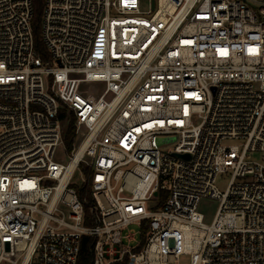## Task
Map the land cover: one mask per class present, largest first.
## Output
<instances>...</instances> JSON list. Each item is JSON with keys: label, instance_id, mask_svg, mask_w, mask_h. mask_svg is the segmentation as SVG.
Segmentation results:
<instances>
[{"label": "built area", "instance_id": "2783aa9c", "mask_svg": "<svg viewBox=\"0 0 264 264\" xmlns=\"http://www.w3.org/2000/svg\"><path fill=\"white\" fill-rule=\"evenodd\" d=\"M33 15L0 0V264H264V0H45L46 60Z\"/></svg>", "mask_w": 264, "mask_h": 264}, {"label": "trees", "instance_id": "16d2710c", "mask_svg": "<svg viewBox=\"0 0 264 264\" xmlns=\"http://www.w3.org/2000/svg\"><path fill=\"white\" fill-rule=\"evenodd\" d=\"M44 4L45 0H33V7H34V15L32 20L33 25V32H34V40H35V48L39 55L43 59H48L49 54L47 48L43 42L42 34H41V24L43 20V13H44ZM59 117L64 122V144L66 147V151L71 153L74 148L75 143V126H74V117L73 114L69 113L67 109L62 106L59 110ZM87 175H89V169H85ZM79 196L82 200H87L85 203L86 212L91 205V193L88 186H83L78 189ZM149 229V221L146 220L142 223L141 227V242L142 244L145 243L147 231ZM93 243V239L89 236H84L82 239L81 250L79 253L78 264H92V254L90 251V247Z\"/></svg>", "mask_w": 264, "mask_h": 264}, {"label": "rangeland", "instance_id": "374dc122", "mask_svg": "<svg viewBox=\"0 0 264 264\" xmlns=\"http://www.w3.org/2000/svg\"><path fill=\"white\" fill-rule=\"evenodd\" d=\"M95 85V84H94ZM97 85V84H96ZM258 156V154H256ZM68 154L65 151L64 147H61L56 155L57 161L67 162L68 161ZM230 173L227 174H220L217 177L216 180V186L219 190L224 191L230 181ZM83 182V176L81 175V171L77 170L75 172L74 178H73V186L77 189H79L82 186ZM155 203V200L149 202V209L150 207ZM219 202L212 198H204L201 200L199 204V211L204 215V221L207 224H210L216 214V211L218 209ZM129 229H135L138 230V225L134 224L129 226V228L126 229L128 231ZM175 264H191V257L189 255H182L178 262Z\"/></svg>", "mask_w": 264, "mask_h": 264}, {"label": "water", "instance_id": "95a60500", "mask_svg": "<svg viewBox=\"0 0 264 264\" xmlns=\"http://www.w3.org/2000/svg\"><path fill=\"white\" fill-rule=\"evenodd\" d=\"M185 157H188L187 155H184Z\"/></svg>", "mask_w": 264, "mask_h": 264}]
</instances>
